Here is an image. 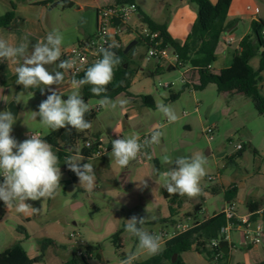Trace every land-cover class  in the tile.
<instances>
[{
	"label": "crops",
	"instance_id": "1",
	"mask_svg": "<svg viewBox=\"0 0 264 264\" xmlns=\"http://www.w3.org/2000/svg\"><path fill=\"white\" fill-rule=\"evenodd\" d=\"M43 1L44 0H0V10H2L0 11L2 12V14L0 13V17L12 11V9H14L15 12L13 23L7 28H0V38L7 40L8 43L13 46L26 44L28 45L29 53H31L33 46L38 41H44L49 32L58 30L63 36V43L61 45V53L63 55V53L72 46L93 37L97 31L98 10L102 7L115 4L114 0H67L73 4V7L64 9L59 2L54 6L55 3L42 5ZM243 1L244 0H233L229 10L228 21L235 23L221 37V43L216 52L217 60L210 69V72L215 75H219L221 71L229 68L233 64L234 58L240 50L239 46L242 39L250 32L252 22L256 21L253 16H250L248 12H246L247 10L244 8ZM210 2L215 5L218 3V0H210ZM135 4L138 6V16L129 22L127 27L131 30L140 29L143 25L140 13H143L156 24L165 25L170 36L181 44L185 43L188 39L191 27L198 17L197 8L190 3V0H135ZM248 11H252L251 7H248ZM137 38L135 34L128 32L120 37L114 38L113 42H117L121 48H126L132 42L136 41ZM135 47L133 55L131 56V69L134 74L138 75V72L144 74L147 71V73L152 76L155 72H158L168 65L167 62L164 61H148L146 58L147 54H142ZM62 55L54 65L46 66L50 72H53V70L63 71L56 67L62 61ZM21 63H23L22 58H17L15 62L0 61V112L8 110L15 116L16 120L13 124L11 133L13 137H15L18 123L24 124V122L33 119V112H38L40 103L50 94L47 86L41 85V87H44V91L42 92L40 88L24 89L22 85L16 83L17 77L14 69ZM259 63L260 59L251 60L250 65L254 71L258 70ZM136 67L138 71H135ZM172 70L171 68L168 71ZM189 74L192 75L193 78L191 81L188 79V85L192 87L193 85L199 84L197 72L193 70ZM261 76L263 78L261 92L264 95V72ZM72 80L73 78L66 75L64 84L52 85L50 87L58 90L62 95V99L65 100L68 95L74 91L78 92L81 96L80 89L76 88V86L71 83ZM134 83L133 80L131 88ZM181 85L183 89L185 85ZM210 87H214L212 89L217 91V87L211 84L202 92L210 89ZM131 88L129 90L130 95L121 94L115 99L126 96L132 104H137L141 109L147 108L142 100L139 99V96L131 92ZM217 93L218 104L224 111L225 117H229V119L240 117L237 106L244 100L245 96L235 93H219L218 91ZM17 97H19V103L17 102ZM153 100L155 102L154 98ZM13 102L15 103V107L11 110L10 105ZM90 109L94 108H89V110ZM138 115L139 110L136 107H132L129 109L126 118H133L132 121H134ZM212 123L215 128H217L216 122L213 121ZM44 130L47 132L46 135L54 131L48 127ZM122 134L124 133H119V135L114 136V139L118 137L126 138L123 137ZM86 136H97L102 138L99 133H92L91 128L87 131ZM258 136L260 139L264 140V130H262ZM132 137L134 136H130V138ZM102 139L106 143V140L104 138ZM245 140L249 142V147H252L254 137L246 135ZM111 141L112 140H109L107 144L110 151L112 150ZM76 149L72 156H77ZM148 150H150V147ZM67 152L70 153L71 149H68ZM222 156H224V154H222L221 157ZM146 157L147 153L143 148L142 152L137 157L138 163H145ZM86 159L89 160V158ZM61 166H65L63 171L73 173L69 170L64 161L59 163V167ZM261 166L263 167L264 165ZM253 175H256V173ZM257 175L261 181V179L264 178V170L262 174L257 173ZM250 177L251 175H241L238 172H234L230 176L229 183H226L221 176L219 178L220 180H217L218 183L208 186L210 193L205 192L199 201L196 200L191 203V201L184 196L182 198V204L173 206L175 210V216L172 218L174 224L163 223L164 220L171 217L169 201L163 196V191L166 188L157 177H151L149 180L150 203L154 210L157 211L156 218L151 224L153 228L157 227V229L149 232L162 237L163 250L167 241V239H164V236L173 234L178 224H188L190 227H193L200 222L210 219L216 214L222 213L224 209L229 206H234L236 214L239 217H250L253 220V217L256 215L250 213L247 204L262 203L264 207V197H261V190L257 185L251 187L248 195L244 194L246 190L244 182ZM233 187L237 191V195L235 199L228 202L225 200V192L227 190H232ZM212 188L216 190V193L211 192ZM221 194L224 196L222 210L210 214L206 207V197L204 196L214 197L215 195L218 196ZM30 205L38 209V211L35 213L23 214L16 212L15 208L8 210L5 206V209H3L4 214L0 215V255L16 244L22 243L23 248L31 258L37 257L39 255V243L45 239L53 240L62 248L55 249L50 247L45 253L44 261L39 264H64L71 258L75 250H78L79 255L83 254V249L80 248V245L78 247L73 245L70 238L72 233L69 231V228L64 226L65 221L58 214L59 211L56 205H50V202L47 204L41 202L39 205ZM240 206H244L245 210L239 211ZM1 210L0 208V213ZM73 210L75 211L76 207H74ZM18 228H23L25 233L23 234L18 231ZM228 242L230 248L229 254L227 255L228 257L223 259L221 263L215 261L211 264H259L264 261V243L259 246H246L242 230H232ZM83 244L82 241L81 245ZM119 246L122 247V240L119 241ZM96 254L100 256V260H97L98 264H106L104 253L98 251ZM96 254L90 258H94ZM140 256L135 260V263L145 262L153 257L149 256L148 259L143 261L140 259ZM126 257L127 256L122 255L121 261ZM180 257L184 264H210L203 255L196 251L195 246L191 251L181 254Z\"/></svg>",
	"mask_w": 264,
	"mask_h": 264
},
{
	"label": "rangeland",
	"instance_id": "2",
	"mask_svg": "<svg viewBox=\"0 0 264 264\" xmlns=\"http://www.w3.org/2000/svg\"><path fill=\"white\" fill-rule=\"evenodd\" d=\"M243 4L246 12L253 16L256 22H264V0H244ZM248 7H251V12L248 11ZM138 31L139 29H130L126 33L136 35ZM135 48L142 54L148 53V47L143 43ZM254 59L258 60L259 57ZM168 68L169 65H166L152 76L147 71L144 74L138 72V75H133L135 83L131 92L139 96V99L143 96H152L156 102L155 108L141 109L137 104H132L126 96H121L113 101L126 99L127 105L123 109L120 107L101 108L91 127V132L99 133L106 140V144L109 140H113L114 136L119 135L115 130L124 133L123 137L134 136L138 140L151 134L153 130H160L163 133L160 142L144 148L147 153L145 163L140 164L135 159L130 161L126 167H121L111 157V151L102 158L88 160L81 155L84 142L80 141L76 154L77 157L83 159L81 164L88 162L93 165L96 175L93 190L87 191L84 186L80 185L79 178L74 172L63 171L65 166H61V186L57 189L55 196L37 201H26L28 204L39 205L41 202L43 204L50 202V205H56L58 214L65 221L64 226L69 228L71 233L80 236V240L83 241L84 244L80 245V248L83 249L86 245L97 247L104 253L106 264H120L122 255L127 256L136 250L137 238L125 230L128 219L133 216L145 217L144 228L147 231L157 229L151 224L156 218L157 211L150 203L149 180L153 176L157 177L165 187L163 174L174 166L164 162L165 156L175 161L178 157H190L193 153L199 152L205 157L206 174L200 181L201 192L194 198L186 196L191 203L199 201L205 192L210 193L208 186L218 183L217 180L219 181L221 176L226 183H229L230 176L234 172L251 175L244 182L245 195H248L251 187L257 185L261 190V197H264V178L260 181L257 175V173L262 174L264 170V166H261L264 165V140L258 136L264 130V116L257 113L251 98L245 97L238 104L240 117L232 119L225 117L224 111L218 104V93L212 89L214 87L204 92L195 91L193 87H189L180 94L176 101H169L170 95L179 93L182 85L178 81L179 71L176 69L168 71ZM135 71H138L137 67ZM192 78V75L188 74L190 81ZM166 82H174V86L171 89L159 88V83ZM99 101L90 100L87 103L88 107L99 106ZM160 103L171 106L178 120L170 123L167 117L157 109ZM132 107L139 110V115L134 121H132L133 118H126ZM213 121L216 122L217 128L214 129L213 141L210 142L204 131L214 126ZM16 128L14 138L18 143L30 138L33 133L38 134L40 138L47 133L44 130L47 127L41 123L39 116L24 124L18 123ZM246 135L254 137L252 147H249V142L245 140ZM238 145L243 146L241 151L236 150ZM149 147L150 150H148ZM222 154L224 156L221 157ZM155 160L158 163V170L155 168ZM254 173L256 175H253ZM209 178H213L214 182H209ZM142 180H145L146 187L139 186ZM0 183H2L1 177ZM204 197H206V207L210 214L222 210L224 205L222 194L214 197L205 195ZM74 207H76L75 211ZM0 208L2 209L0 215H3L5 204L2 200H0ZM244 210V206L239 207V211ZM119 231H122L120 235L122 247L119 246V241L114 239ZM149 256L147 253H142L140 259L145 261ZM89 262L98 264L96 257L90 258Z\"/></svg>",
	"mask_w": 264,
	"mask_h": 264
},
{
	"label": "clouds",
	"instance_id": "3",
	"mask_svg": "<svg viewBox=\"0 0 264 264\" xmlns=\"http://www.w3.org/2000/svg\"><path fill=\"white\" fill-rule=\"evenodd\" d=\"M63 36L58 30H53L46 35L44 41H38L31 53L28 45L20 44L13 46L7 40L0 38V61L15 62L22 58L23 63L15 67L16 83L24 89L48 87L47 98L39 105L38 112H33V118L40 117L41 123L52 130L76 129L84 131L92 127L91 122L85 119L89 111L88 104L74 91L67 99H62L58 90L51 88L52 85H62L69 70L75 67V60L61 61L56 67L63 71L53 70L50 72L47 65H54L61 57V45ZM118 45L109 44L108 47L100 46L99 53L102 58L89 66L83 78L73 79L71 83L80 88L91 85L90 91L95 96H102L99 101L101 108L123 109L128 101L120 99L113 101L106 95L107 85L111 83L114 75V67L120 63V58L111 50ZM19 103V97H17ZM157 109L167 117L168 121L178 120L177 114L169 105L160 103ZM15 116L11 111L0 112V200L8 210L15 208L18 213H35L38 209L26 203L28 200L37 201L53 198L60 188L61 170L59 158L52 150V146L45 140L33 133L30 138L23 142L11 135ZM119 134L118 130H115ZM163 133L156 129L143 143L138 138H116L111 141V157L121 167H126L130 161L137 159L142 149L152 144H158ZM15 150V151H14ZM165 163L174 166L164 173L165 188L169 194H179L194 198L200 194V181L205 173V157L199 153H193L190 157H178L172 161L165 156ZM80 157L67 156L64 163L69 170L79 178L80 185L87 191H92L95 185L96 175L93 165L81 164ZM139 186L146 187L145 180L139 182ZM145 217L133 216L127 220L125 230L137 238L136 250L127 255L120 264H133L142 253L150 256L162 251V237L150 233L143 226Z\"/></svg>",
	"mask_w": 264,
	"mask_h": 264
},
{
	"label": "trees",
	"instance_id": "4",
	"mask_svg": "<svg viewBox=\"0 0 264 264\" xmlns=\"http://www.w3.org/2000/svg\"><path fill=\"white\" fill-rule=\"evenodd\" d=\"M59 2L64 9H70L73 4L67 0H44L42 5L54 4ZM115 4H132L135 0H114ZM190 3L197 8V20L190 30V34L185 43L181 44L174 40L167 31L165 25L156 24L147 15L140 13L143 25L148 26L153 32H158L163 40L164 47L170 48L175 52L179 59L186 65L192 67L198 74L199 84L193 85L195 91H203L208 85H215L219 93H235L251 98L254 108L260 116H264V95L261 92L262 76L264 72V22L253 21L250 32L242 39L240 50L237 52L233 64L219 75L210 72V67L216 62V52L221 43L222 35L233 26V22L228 21V14L233 3V0H218L217 4H212L210 0H190ZM15 19L14 9L4 16L0 17V28L9 27ZM127 30H130L128 27ZM138 44L143 43L148 45V41L138 37ZM148 47V46H147ZM126 48H116L113 52L120 58V63L114 67V75L111 83L107 85V91L103 95L108 96L112 100L121 94L130 95L134 72L131 69V54H125ZM255 57H259L260 63L257 71H254L250 62ZM173 69V68H172ZM84 74L73 79L83 78ZM189 85L177 94H171L169 101H176L181 93H183ZM91 85L80 87L81 98L88 103L90 100H100L102 96H95L90 91ZM143 104L149 108H155V102L151 96H143L141 98ZM15 103H11L10 109L13 110ZM97 118V112L90 109L85 114V119L91 122ZM89 129L78 131L76 129H59L55 130L42 139L52 146V150L56 153L60 162H63L65 157L72 156L80 141L85 142L86 133ZM97 137V136H94ZM68 149L71 152L68 153ZM110 151V148H109ZM90 151L81 149V155L89 158ZM155 168L158 170V163L155 160ZM211 192L216 193L214 188ZM237 191L235 189L225 192V200L230 202L235 199ZM163 196L169 201L171 217L164 220L163 223L174 224L173 217L175 210L173 206L182 204V198L179 194H169L165 189ZM248 210L252 214H256L263 208L262 203L247 204ZM264 222V210L262 213ZM258 216H254L253 220H257ZM227 226V220L223 213H219L194 225L190 230L174 236L165 243L164 249L151 259L136 263V264H184L180 255L191 251L195 246L196 251L203 255L211 264L215 262L214 257L217 252L222 249L214 250L209 247L211 240L219 238L221 231ZM18 231L25 233L23 228H18ZM119 231L114 239L120 241ZM26 235V234H25ZM61 249L62 247L56 244L53 240L45 239L39 243V255L31 258L22 243L16 244L11 249L0 255V264H39L44 261L45 253L50 248ZM99 249L95 246H86L83 248V254L79 255L78 250H75L71 258L64 264H90V257L94 256ZM177 255L175 262H172L173 257ZM228 256L223 255V258L217 263L223 262ZM264 264V261L259 263Z\"/></svg>",
	"mask_w": 264,
	"mask_h": 264
},
{
	"label": "built area",
	"instance_id": "5",
	"mask_svg": "<svg viewBox=\"0 0 264 264\" xmlns=\"http://www.w3.org/2000/svg\"><path fill=\"white\" fill-rule=\"evenodd\" d=\"M137 16L138 6L135 3L123 5L114 4L112 6L100 8L98 10L97 31L95 35L88 40L77 43L65 51L62 55V61L71 59L75 60L76 62L75 67L69 70L67 75L71 78H75L84 74L89 66L94 64L98 59L102 58L98 51L100 46L108 47L109 44L118 45L117 47H113L111 49L112 51L116 48H119V44L117 42H113V39L126 33L127 24ZM138 32L139 33L136 34L137 37L148 41V53L146 56L147 60L167 62L169 67L173 68V70L176 69L179 71L180 77L178 81L183 85H188V74L194 69L189 65L184 64L179 59L178 55L170 48L164 47L163 40L160 38L158 32H153L146 25H142ZM209 69H211V67ZM158 86L162 89H171L174 86V82L159 83ZM93 110L99 112L101 107L97 106ZM196 112H198V109H196ZM214 129L215 126H212L205 129L204 131V134L210 142L213 141ZM149 136L150 134L144 136L139 140V142L143 143L144 139ZM82 149H86L91 152L89 159L102 158L106 153L109 152V146L100 137H87ZM242 149L243 146L241 145L236 147L237 151H241ZM0 177L3 182V177ZM209 182L213 183L214 179L209 178ZM232 189H234V187ZM263 210L264 207L255 214L258 216L257 220H252L250 217H239L236 214L234 206H229L224 209L222 213L226 217L227 226L221 231L219 238L210 241L209 247L214 250L221 249L220 243L222 241H229L230 233L234 229L242 230L246 246L262 245L264 243V222L261 217ZM191 228L192 227H190L188 224L180 223L178 224L176 231L171 235H165L164 239L169 240L174 236L190 230ZM70 238L75 247H78L82 244L80 236L76 235L75 233H72ZM223 255L224 254L222 251L217 252L215 254L214 260L218 262L223 258ZM133 264H136L135 261Z\"/></svg>",
	"mask_w": 264,
	"mask_h": 264
},
{
	"label": "water",
	"instance_id": "6",
	"mask_svg": "<svg viewBox=\"0 0 264 264\" xmlns=\"http://www.w3.org/2000/svg\"><path fill=\"white\" fill-rule=\"evenodd\" d=\"M57 4H58V2H55L54 6H56ZM137 44H138L137 41L132 42V43L126 48V50H125V54L129 53L130 50H131L132 48H134ZM170 69H171V67L168 68V70H170ZM220 248L222 249V253H223L224 255H228V254H229L230 248H229V242H228V241H222V242L220 243ZM95 257H96L97 260H100V256H99V254H96ZM176 259H177V255H175V256L173 257L172 262H175Z\"/></svg>",
	"mask_w": 264,
	"mask_h": 264
}]
</instances>
